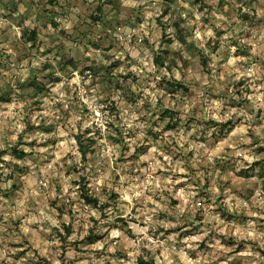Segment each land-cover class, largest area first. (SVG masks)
Masks as SVG:
<instances>
[{
  "label": "rangeland",
  "instance_id": "obj_1",
  "mask_svg": "<svg viewBox=\"0 0 264 264\" xmlns=\"http://www.w3.org/2000/svg\"><path fill=\"white\" fill-rule=\"evenodd\" d=\"M0 264H264V0H0Z\"/></svg>",
  "mask_w": 264,
  "mask_h": 264
},
{
  "label": "trees",
  "instance_id": "obj_2",
  "mask_svg": "<svg viewBox=\"0 0 264 264\" xmlns=\"http://www.w3.org/2000/svg\"><path fill=\"white\" fill-rule=\"evenodd\" d=\"M159 58H160V56L156 57L157 60H159ZM77 140H78V143H79V148L81 150L82 156L86 157L87 150H86V148H85V146H84V144H83V142L81 140V137L79 135L77 136ZM14 154H15L16 157L22 158L25 155V151L24 150H19L18 148H16L14 150ZM84 197L89 203H94V204L98 203V200L96 198H93L91 195L84 194Z\"/></svg>",
  "mask_w": 264,
  "mask_h": 264
},
{
  "label": "water",
  "instance_id": "obj_3",
  "mask_svg": "<svg viewBox=\"0 0 264 264\" xmlns=\"http://www.w3.org/2000/svg\"><path fill=\"white\" fill-rule=\"evenodd\" d=\"M121 220H124V217L120 216L116 218V221H121Z\"/></svg>",
  "mask_w": 264,
  "mask_h": 264
}]
</instances>
